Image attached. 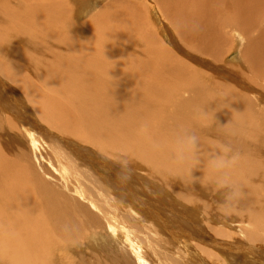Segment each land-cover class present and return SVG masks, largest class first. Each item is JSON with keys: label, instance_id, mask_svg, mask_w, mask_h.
<instances>
[{"label": "rangeland", "instance_id": "374dc122", "mask_svg": "<svg viewBox=\"0 0 264 264\" xmlns=\"http://www.w3.org/2000/svg\"><path fill=\"white\" fill-rule=\"evenodd\" d=\"M76 1L69 0V3L75 7ZM84 1L80 12L85 15L76 11L74 17L80 24L89 23L87 28L81 24L84 27L80 29L81 36L94 29L95 22L90 19L94 14L107 11L96 23L114 28L110 39L131 57L152 60L158 56L161 50L152 48L153 41L148 37L156 32L155 40L164 53L199 73L197 81L208 86L220 84L217 98H222V85L225 93L230 91L227 83L237 85L236 89L244 92L240 99L248 102L257 124L254 135L240 140L250 148L248 153L261 149L258 153L264 157V141L258 142L264 135V44H252L257 36H264V14L231 20L222 35L225 20L217 25L207 20L192 25L179 19L164 0H95L92 4ZM132 1L141 9L139 19L132 7H124ZM49 3L55 4L59 12L66 7L62 0H49ZM9 4L19 8L18 0H9ZM254 9L264 11V5L257 4ZM117 12L120 18L115 17ZM139 25L143 30H139ZM184 27L191 32L183 34ZM39 42L43 44L44 40ZM15 45H22V41L17 40ZM223 46L231 47L233 53L222 59ZM132 65L125 63L121 70H130ZM24 66L33 76L29 65L24 63ZM6 73L0 65V146L7 156L29 165L30 171L46 181L52 190L70 195L66 198L69 209L77 218L78 228L59 238L61 233L56 230L59 227L54 226L52 217L56 203L51 206L47 194L35 197L36 224L54 230L51 243L41 255L44 263L264 264L263 177L251 178L259 204L260 214L256 217L234 199V188L227 175L198 177V185L195 181L191 184L188 177H178L173 171L153 169L144 161L149 158V152L159 159L164 154L152 151L147 145L140 152L146 146L148 151L142 152L141 157L134 155L132 160L129 156L133 152L115 147L111 141L98 145L94 141L97 134L71 128L75 122L72 117L55 123L49 118L46 120L40 109L30 103L21 85ZM137 75L140 83L149 82L143 80L142 73ZM170 80V85L153 81L158 97L136 105V116L140 117L138 128L144 129L149 138L164 127L176 136L221 137L212 113L215 109L222 110V106L213 103L201 116L190 117L183 129L177 128L180 126L177 120L184 117L186 100L182 99L186 94L180 99L172 95L175 86L184 79ZM8 119L16 126L13 131L7 128ZM123 121L126 125L129 120ZM124 127L119 123L112 125L111 130L123 132ZM222 135L227 139L236 137L224 124ZM238 150L233 154L242 152ZM215 153L211 150L208 155ZM222 156L225 155L221 150L218 157ZM28 184L35 185V182L31 180ZM25 189L26 186L22 194ZM36 248L41 249L43 245ZM46 251L50 255L49 263L44 261ZM43 262L35 261V264Z\"/></svg>", "mask_w": 264, "mask_h": 264}, {"label": "bare ground", "instance_id": "6f19581e", "mask_svg": "<svg viewBox=\"0 0 264 264\" xmlns=\"http://www.w3.org/2000/svg\"><path fill=\"white\" fill-rule=\"evenodd\" d=\"M89 1L90 4L95 3V0ZM18 2L17 9L9 4V0H0V65L7 72L6 75H10L21 85L30 103L40 109L46 120L49 118L55 123V120L72 117L75 120L71 126L73 130L89 135L97 134L94 141L98 145L111 141L113 146L133 152L129 156L131 160L134 155L141 157L142 152L148 151V146L152 151L164 154L163 159H159L149 152V158L144 161L153 169L173 171L178 177H188L191 184L194 181L197 184L198 177L225 174L231 178L227 179L234 188V199L247 212L259 216V204L251 178H264V157L258 153L261 149L256 150V153H248L250 148L240 140L241 137L254 135L257 124L253 121L248 102L240 99L244 92L236 89L237 85L227 83L230 88L227 93L222 85V98H217V94L221 92L217 90L220 84L208 86L197 81L199 73L192 72L164 53L155 40L156 32L148 34V37L153 41L152 48L160 49L161 53L152 60L131 57L110 39L114 28L96 23L107 11L94 14L90 18L95 22L94 29L84 37L81 36L80 29L87 28L89 23L81 22L85 25L82 27L74 17L76 11L77 14L85 15V12H80L84 0L76 1L75 7L69 0H62L66 7L61 12L49 0ZM164 2L179 19L192 25H198L203 20L217 25L225 20L222 35L231 20L240 21L246 16L264 14L263 10L254 9L257 4L264 5V0ZM124 7H132L137 18H140L141 9L136 1L129 2ZM115 17L120 18L121 14L117 12ZM139 30H143V26L139 25ZM181 32L188 34L191 29L184 27ZM17 40H21L22 45H15ZM39 40H44L43 44ZM252 44H264V36H257ZM141 45L143 48L144 45ZM54 47L57 48L53 49ZM231 52L233 53L231 47L223 46L222 59ZM24 63L29 65L33 76L26 71ZM125 63H133L130 70H121V65ZM141 73L143 80L149 81L146 84L140 83L141 79L137 74ZM173 78H182L184 81L175 86L172 97L180 99L186 94L182 99L186 100L184 117L177 120L180 125L177 128L183 129L190 117L201 116L211 103L222 106V110L215 109L212 113L216 130L221 133V137H196L193 151L182 157L175 150L178 136L164 127L162 130L157 129L149 138L144 129L138 128L140 117L136 116V105L139 102L158 97V90L152 82L157 80L170 85V79ZM123 119L129 120L126 125ZM7 123V128L13 131L15 124L10 119ZM119 123L125 126L123 132L111 130L112 125ZM222 124L236 137L227 139L222 135ZM123 135L126 136L125 139ZM259 141H264V135L258 138ZM144 145L147 146L140 152ZM221 146L230 149L227 154L223 152L226 157L238 155L239 159L231 167L217 170L212 167L211 162L218 157ZM237 148L242 152L233 154ZM211 150L216 152L214 156L208 155ZM28 166L20 159L17 162L7 156L0 146V264L43 262L42 252L51 243L54 230L50 226L36 224L34 205L38 194H47L51 206L56 203L52 217L54 226L59 227L56 229L61 233L59 238H65L68 232L78 228L75 213L70 211L66 199L71 196L52 190ZM168 175L174 177L171 173ZM31 180L35 185L28 184ZM25 186V194H22ZM38 245H43V248L37 249ZM49 257V252L46 251L44 261L48 262Z\"/></svg>", "mask_w": 264, "mask_h": 264}, {"label": "clouds", "instance_id": "9594fccd", "mask_svg": "<svg viewBox=\"0 0 264 264\" xmlns=\"http://www.w3.org/2000/svg\"><path fill=\"white\" fill-rule=\"evenodd\" d=\"M196 144V137L190 135L178 136L175 141V150L179 156L193 151ZM222 152L227 154L230 149L227 146H221ZM239 159L238 155H232L230 158L226 156L218 157L211 162L214 169H224L234 165Z\"/></svg>", "mask_w": 264, "mask_h": 264}]
</instances>
